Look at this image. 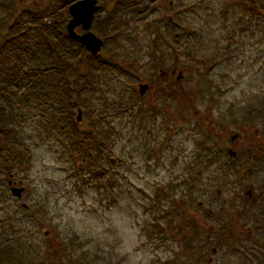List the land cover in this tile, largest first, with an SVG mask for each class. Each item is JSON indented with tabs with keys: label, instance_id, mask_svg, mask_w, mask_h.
<instances>
[{
	"label": "rangeland",
	"instance_id": "374dc122",
	"mask_svg": "<svg viewBox=\"0 0 264 264\" xmlns=\"http://www.w3.org/2000/svg\"><path fill=\"white\" fill-rule=\"evenodd\" d=\"M173 1L168 10L165 0L167 12L185 22L184 30L175 29L182 35L175 50L153 55V38L143 26L155 17L126 16V64L91 73L100 75V85L95 86L99 91L84 95L104 107L121 94L129 98L139 83L153 79L159 68L150 62L158 54L164 72L175 69L173 84L157 85L163 92L155 98L149 92L125 115L121 110L104 117L111 121L105 123L106 134L110 127L118 131L112 134L110 149L115 160L106 159L107 146L100 161L108 173L104 180H86V171L81 180L73 172L70 153L76 151L70 152V142L58 133L66 122L56 124L50 118L48 98H39L37 106L30 99L18 110L14 151L23 155L24 164H18L19 155L12 151L15 158L9 161L14 165L9 167L12 179L21 180L26 190L20 199L12 195L0 159V238L34 262L44 259L47 243H52L56 264H253L249 255L236 251L245 247V194L252 187L243 150L264 122L258 116L246 124L241 119L251 104L264 106V58H250L245 31L237 29L228 37L235 17L243 26L246 17L237 7L227 17L219 13L232 0ZM34 5L37 9L40 4ZM1 10L7 12L6 7ZM9 24L12 31L26 27L18 18ZM7 32L8 26L0 24V36ZM130 54L140 56L137 65L127 62ZM138 108L140 114H128ZM234 135H240L237 142L243 145L238 159L232 160L227 148L236 149L230 140ZM209 159L212 163L205 164ZM32 209L44 211L36 210L32 217ZM220 214L232 219L226 224L239 240L223 234ZM256 256L255 263H262L264 255Z\"/></svg>",
	"mask_w": 264,
	"mask_h": 264
},
{
	"label": "trees",
	"instance_id": "16d2710c",
	"mask_svg": "<svg viewBox=\"0 0 264 264\" xmlns=\"http://www.w3.org/2000/svg\"><path fill=\"white\" fill-rule=\"evenodd\" d=\"M131 12L133 16L137 15L136 9ZM223 16L227 17L225 13ZM18 20L25 23L26 17L22 16ZM0 24H6L9 29L7 34L0 36V159L7 170L5 172L8 176L12 174L9 167L11 164L14 165L12 159L15 158V155H12V151L19 155L18 164H24L23 155L14 151L18 139L14 131V125L19 118L18 110L25 107L26 102L30 99L35 101L34 104L36 105L33 104V106H37L41 102L39 98H48L49 105L47 107L50 108V118L56 124L62 121L66 122L67 126L63 125L58 133H62L70 142V152L72 148L73 151H76L70 153L74 162L73 172H77L81 180L86 178L84 174H81L85 171L87 172L85 175L89 176L86 180L97 178L101 181L104 180L108 173L105 174L100 161L106 155L109 162L115 160L110 154V149L115 139L112 134L118 131L115 127H110V132L107 135L105 128H87L86 125L111 124V121L104 119V117H114L113 115L121 112V110L125 115L131 108H136L135 103L140 98L137 89H132L130 99L121 94L116 102H111L109 106L112 109H109L110 111H108L109 106L107 105L103 107L102 104L100 106L93 104L89 98L85 97L84 93H93L97 90L96 87L100 85V75L92 76L91 73L104 70L105 67H86L79 62L78 56L83 55V53L75 50L76 47L72 44L71 39L64 33L54 35L52 32H33L27 26L12 31L10 30L12 25L4 17H0ZM125 26H127V21ZM152 51L154 55L155 49ZM156 74L153 76L155 77ZM92 78H94L95 85ZM151 80L156 81L154 78ZM156 82L160 83L161 81ZM262 104L263 102H259L258 105L251 104L249 110L253 107L261 108ZM78 109L82 111L81 121H77ZM140 112L141 110L138 108L128 114L133 116L137 113L140 114ZM251 115L250 111H245L241 123L246 124L247 120H254L255 117H251ZM107 124L105 126H109ZM107 146L109 151H106ZM203 149L205 150L207 147L203 146ZM105 151L107 153L104 156ZM243 153L246 154V151L243 150ZM10 157L12 159L9 161ZM236 159H238V152ZM204 162L205 164L212 163V160L209 159ZM96 187L104 188L103 185L100 186L99 184ZM24 190L26 189L23 187ZM187 209L189 207L183 208L186 211ZM36 210L32 209V217L37 215L34 214L35 211L37 213L44 211ZM160 216L163 217V214ZM219 216V221L225 223L223 234L232 236L231 239H234L230 224H226L232 219L224 218L221 214ZM197 229L195 227L193 233L198 236L199 230L197 233ZM159 230L162 231L163 228ZM15 244L17 243L15 242ZM51 244L47 243L44 259L34 262L29 254L19 250L11 242L0 243V264H56L57 250ZM236 251L238 252V250ZM199 258L202 259L201 256ZM179 264L184 263L180 262Z\"/></svg>",
	"mask_w": 264,
	"mask_h": 264
},
{
	"label": "flooded vegetation",
	"instance_id": "af4514ba",
	"mask_svg": "<svg viewBox=\"0 0 264 264\" xmlns=\"http://www.w3.org/2000/svg\"><path fill=\"white\" fill-rule=\"evenodd\" d=\"M232 0L230 5H223L220 7L219 13L227 16L231 13L229 10H233L234 7L239 8L241 13H245V25L243 26V20L235 17L232 30L229 31L228 37L232 36L233 32L243 30L246 32L248 38V53L251 57L256 55L263 56L264 51V0ZM165 0H0V17H4L10 22L14 19H19L22 16L26 17V22H22L23 25L30 27L33 32H52L55 34L62 33L71 39L72 44L76 47L77 52L83 53L78 56L79 62L86 67H106L107 65L123 67L126 64L125 44L130 40L124 35L126 16H133L132 10L136 9V19H143L147 16L153 15L155 18L150 22H145L144 30L148 31L153 38V46L156 51H160L163 55L164 51L175 50V42L179 41L182 36L181 33L175 32V29L181 28L184 30L185 22L176 18V15H172L167 12V7L164 4ZM34 3L40 4L39 8L35 7ZM84 5H81V4ZM90 3V5H89ZM74 4H79L76 9V18L73 24V31L76 35L82 36L88 32L92 33L96 38L101 41L100 48L97 52L92 53L86 49L85 44L79 42L75 38H71L68 35V24L73 16L70 13V7ZM168 10L173 8L174 1L169 0ZM7 8V12L3 14L2 10ZM159 12H162L163 15ZM234 12V10H233ZM157 13L158 16H157ZM21 16V17H20ZM89 18V23L86 25V20ZM242 26L241 28H239ZM242 32V31H241ZM172 36V39L169 37ZM95 39V38H94ZM174 39V40H173ZM96 40V39H95ZM128 40V41H127ZM137 43V39L135 40ZM135 43V44H136ZM263 48V51H262ZM261 50V54H256ZM124 51V52H123ZM137 51V50H136ZM154 54V55H155ZM127 62L133 65L138 64L139 55L130 54ZM161 55L158 54V58L155 57L154 61L150 62V65H155L159 68L156 76H152L156 81H161L165 85L171 86L173 84V74L175 69L164 72L161 64ZM249 58V59H250ZM264 65V59L260 62ZM121 71V70H120ZM148 78L147 81L139 84H147L148 89L143 93H139L137 87L139 99H142L145 95L151 94V99L157 96V93L161 91L160 83ZM138 84V86H139ZM140 109V108H139ZM141 110V109H140ZM142 112V110H141ZM250 112L255 118L258 116L260 123L264 122V106L262 108H251ZM254 118V119H255ZM262 129H255L253 135H251L246 145V161L249 164L248 173L250 175L251 188L246 191V222L247 231L245 233L246 242L245 247L238 246V253L241 255H249L255 263L256 255H264V157L261 156L264 153V123ZM102 125V126H101ZM90 124L86 127L92 128H106V124ZM85 127V128H86ZM106 134V130H105ZM108 137V136H106ZM231 137V136H230ZM239 137L234 139L235 153L237 157L238 149L241 147L237 141ZM260 154V155H258ZM235 160L236 158H231ZM257 166V167H256ZM257 172H261L262 175L255 178ZM9 179L6 180L7 188L11 190L13 186L22 187V181H15L12 179L13 174H10ZM24 192V191H23ZM22 192V193H23ZM20 197H16L20 199ZM22 207L28 208V205L22 203ZM2 230L0 229V233ZM239 235L234 236V239L239 240ZM233 240V239H232ZM0 243L8 242L6 238H0ZM257 262V261H256ZM264 264V259L262 263Z\"/></svg>",
	"mask_w": 264,
	"mask_h": 264
},
{
	"label": "water",
	"instance_id": "95a60500",
	"mask_svg": "<svg viewBox=\"0 0 264 264\" xmlns=\"http://www.w3.org/2000/svg\"><path fill=\"white\" fill-rule=\"evenodd\" d=\"M81 5H84V4L82 3ZM89 5H90V3H89ZM77 7H79V4H74V5H72L70 7V13L73 16V19L70 20V22L68 24V35L71 38H75L79 42L85 44L87 50L91 51L92 53H95V52H97L99 50L100 45H101V41L98 38H96L90 32H88V33H86V34H84L82 36H78L73 31V24H74L75 18H76V9H77ZM85 20H86L85 21L86 22V25L85 26H88L87 24L89 23V18H87ZM180 77H181V73L179 72L178 73V76H177V79L179 80ZM138 88H139V93L140 94H143L148 89V85L142 83V84H139ZM81 119H82V111H81V109H78V111H77V121H81ZM236 137H237V135H234V136H232L231 139L233 140ZM228 153H229L230 156H235L236 155L235 151L232 148H229L228 149ZM22 191H23V188L22 187H13V188H11V193L14 196H16V197H20Z\"/></svg>",
	"mask_w": 264,
	"mask_h": 264
}]
</instances>
